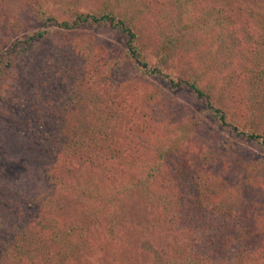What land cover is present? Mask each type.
<instances>
[{
	"label": "rangeland",
	"instance_id": "rangeland-1",
	"mask_svg": "<svg viewBox=\"0 0 264 264\" xmlns=\"http://www.w3.org/2000/svg\"><path fill=\"white\" fill-rule=\"evenodd\" d=\"M144 1L150 4L149 11L154 18L153 21L142 22L143 28H147L146 33L157 24L162 26L163 32L170 24L179 27L180 21L188 27L187 36L190 38L192 36L200 44V23L195 19H200V0L189 1L191 4L196 3L194 5L196 13L186 11L183 0L180 3L179 0ZM103 4L102 0H0V63L3 62L0 72V215L4 210L2 200L5 187H8L6 191L11 202L7 215L11 218L1 220L0 217V257L4 250L2 248L7 247L9 253L6 255H9L8 258H14L15 264L17 260V264H26L27 255L33 251H23L19 248L16 252L17 246L14 247V244L19 246L22 242L14 234L17 226L9 227V223L14 219L20 220L18 223L24 226L29 225L28 227L37 235L29 234L24 243L37 245L36 258L39 261L51 259L52 263L56 262L53 255L57 248H60L59 254L64 256L62 253L67 249L64 248L63 242L80 246V240L84 242L82 233L85 227L95 228V238L102 245L93 258L87 253L81 259L75 258L69 251L72 258L70 264H99L97 256L103 253L110 259L112 250H115L117 255L113 258L122 256L124 252L132 253L133 256L142 253V256L146 257L147 252L137 249L136 246L139 241L146 243L145 245L149 240L152 241L150 233H146L145 224L138 237L126 235L124 239L121 234L122 228H125V233H133L125 226L120 228L119 237L113 239L110 235L111 228L106 230L108 221H105L104 217L100 218L98 223L86 221L93 220L86 216L92 210L75 204L79 197L76 190L72 193L68 192L69 190H62L59 186L67 184L74 188L79 185L83 190H88L92 186L90 179L95 181L97 186L100 174L88 164L96 155L106 159L120 158L127 161V168L118 165L116 161H113L112 165L118 171H126L136 176L145 173L156 161H158L156 164H160L161 172L175 175L179 185L169 186L167 189L179 187L177 192L191 200L187 203L182 202L184 215L181 216V220H176L172 216L170 221L168 220L170 223L164 226H158L161 220H154L152 216L142 220L148 224V229L155 239L159 236L163 241L167 237L172 242L174 248L169 246L171 250L164 251L163 256L167 257L164 259H169L168 256L183 247L178 250V246H175L181 243V234L186 237L200 234L203 238L201 233L208 228V218L212 217L210 209L221 206L225 199L232 200L228 190L222 187L214 192L210 190L211 193H208L203 201H200L202 199L200 194L198 204L194 188L190 187L202 182L204 175L210 171L207 170L208 167L214 169V159L217 165L222 163L225 166L228 163L223 161L225 152L216 142L220 137L222 139L231 137L228 132L216 125L212 116H208L204 111L199 112L204 105L191 91L187 89L171 91L168 78L149 72H138V69L133 71L136 63L124 56L125 52L128 54L124 46L126 38L119 29L98 24L64 30L59 26H56V29L52 28L55 27L53 25L55 20L70 23L74 18L71 15L76 11L88 12L86 9L88 6L92 10L93 6L105 7ZM47 12L55 17L47 28L51 32L61 34L63 45L53 44L54 40L44 38L39 45L36 58L31 60L28 53L23 51L26 48L19 42L45 28L44 19ZM36 38L39 39L38 36ZM140 41L143 42L140 50L148 65L153 67L158 59L151 53L152 43L149 45L139 39ZM198 53L200 54V49ZM190 55L193 56L194 53ZM123 56L126 60L118 61V58ZM52 61L54 64L51 67L52 64L48 63ZM110 62L116 63L113 66L117 73L111 79L99 81L100 73H105L104 69ZM190 62L194 64L193 60ZM187 67L189 64L178 56L171 63L168 61L161 66L163 72L175 79L179 75L188 76L190 70L185 69ZM45 84L48 87L35 94V89L41 90ZM239 93H235L233 107L237 112L242 111L243 117L245 104L237 102L241 99ZM77 96L83 99V105L87 104L88 100L90 102L83 108L86 116L85 122L82 120L81 123L77 118V112L81 110L80 105L75 103ZM199 113L197 123L191 122L192 117ZM182 131H191L186 133V136L194 138V142L181 141L178 133ZM61 132L65 133L66 139L60 138ZM206 135L208 137L205 139ZM180 141L183 144L169 152L168 147ZM236 142L239 147L231 152V156L241 161L234 168L235 176L239 177L238 174L246 165L255 168L261 155L257 144L240 140ZM106 145L111 149H106ZM220 158L223 161L221 163L218 162ZM207 160L213 161L208 164ZM182 167L185 168L181 169ZM57 174L62 178L69 176V179L65 183ZM72 174L75 176L71 177ZM195 176L197 180L193 184ZM77 177L81 181H76ZM226 181L228 185L232 183L231 178ZM247 182L253 184L254 178L251 177ZM150 187L159 188L155 184ZM255 196L260 198L258 202L261 203L264 199V187H258ZM128 207H133V203L128 202ZM133 212L135 213V208ZM220 216L218 213L213 217L218 220ZM250 217L252 216L248 211L244 224L248 226L249 232L245 238L257 244L258 236L250 234L255 233L252 226L255 225L258 231L263 225L259 220H249ZM54 220L59 223L57 237L54 229L50 228ZM62 223L69 225H65L63 230ZM71 225L75 227V233L69 238L61 237L66 227ZM162 241V247L157 243L161 252L168 246ZM211 245L212 243L206 240L203 252L198 244L184 246L181 254L191 259L194 257L196 261L194 255L196 253L200 254V258L210 254L216 257L217 253L211 251ZM74 250L75 253L79 249L75 247ZM18 252L24 253L23 262L19 260ZM151 256L152 253H148L147 257ZM217 259L218 263L215 264H224L222 259ZM197 262L202 264V261ZM245 262L247 256L237 252L235 264Z\"/></svg>",
	"mask_w": 264,
	"mask_h": 264
},
{
	"label": "trees",
	"instance_id": "trees-1",
	"mask_svg": "<svg viewBox=\"0 0 264 264\" xmlns=\"http://www.w3.org/2000/svg\"><path fill=\"white\" fill-rule=\"evenodd\" d=\"M189 1L183 0L185 10L189 13H196L197 9L194 7L196 3L191 4ZM102 2L105 4V7L100 8L101 5L100 7L93 6L91 10V7L88 6L86 8L88 12L76 11L72 14L71 16L74 17L72 22L55 20V24H53L55 27L52 28L56 29V26H59L64 30L98 24L119 29V32L126 38L124 46L127 48L128 54L125 52L124 56L134 60L136 63L134 64L133 71L138 69V72L144 71L154 75L157 74L162 78H168L171 91L181 89L191 91L204 105L199 112L204 111L208 116H212L216 121V125L231 135V137L226 139L220 137V140L216 142L225 152L223 161L225 160L228 163L224 166L221 163L223 162L222 158L218 160L221 165H217L215 159L214 161L207 160L208 164L211 161L214 162V169L211 166L208 167L207 170L210 171L204 175L205 178L200 183L194 184L197 180V176H195L193 180L194 185L190 187L194 188L193 192L198 200V204L208 196V193H211L210 190L214 192L217 188L220 189L222 187L228 190V194L232 200L228 201L225 199L220 204L221 206L210 209V216L212 217L208 218V228L205 232L201 233L203 238L200 237V234L199 236H197L198 234H192L187 237L181 234L182 244L180 243L175 246H178L179 250L182 246L198 244L201 252H203L202 249L206 240L212 243L211 251L217 253L216 257L210 254L212 259H210V256H202L200 258V254H194L197 261H202V264L218 263L217 258L222 259V263L224 264H235L237 252L247 256L245 264H264V234L260 233L264 232V199L260 203V201L258 202L260 198L255 196L256 189L264 187V0H200V19L195 18L200 23V44L192 36L191 38L187 36L188 27L180 21L179 27H173L170 24L163 32L162 26L157 24L149 33H146L145 30L147 28H143L142 22L147 20L150 22L154 18L151 17V12L149 11L150 4H147L144 0H102ZM180 2L181 0L178 3ZM85 4L88 5V3ZM87 5H84V7ZM54 19L55 17L50 12H47V17L44 19L45 28L28 37V42L26 41L27 39L19 42V44H23L26 48L23 51L28 53L29 59L33 60L36 58L39 45L44 38L54 40L53 44L63 45L61 34L51 32L47 28L50 21ZM37 36L39 39L36 38ZM139 39L149 45L152 43L151 53L158 59L153 67H150L145 60L140 50V45L143 42H139ZM202 45L208 49L202 47ZM199 49L200 54L198 53ZM189 53H194V55L191 56ZM176 56L179 59H184L189 64V67L185 68L190 70L188 76L179 75L175 79L170 77L165 71L163 72L161 66L165 65L168 61L171 63ZM123 57L118 58V61L121 59L123 61L126 60ZM191 60L194 61V64H191ZM2 64L3 62L0 63V72L2 71ZM48 64H52V67L54 61ZM114 64L116 63H108L104 69V71L106 70L105 73H100L99 81L107 78L111 79L117 73L116 68L113 66ZM55 71H57V68H55ZM46 86L48 87L47 84L43 85L41 90L35 89V94L41 92ZM237 92H240L239 94L241 95V99L237 100V102L241 101L245 104L243 107L245 109L243 117V112H237L233 107L235 103L234 96ZM76 99L75 103L80 105L81 108L77 112V118L80 120L79 123H81L86 116L83 108L90 102L88 100L87 104L83 105L81 97L77 96ZM199 117L200 113L193 116L191 122L197 123ZM191 126L193 125H188V127ZM190 132H179V139L181 138V141L187 143H193L194 138L186 136V133ZM65 136L64 132L60 133L61 139H66ZM207 137L208 135L204 136L205 139ZM238 140L257 144L261 156L258 157L255 168L252 165H246L243 167L241 173L238 174L239 177H236L234 168L241 161L232 157L231 152L239 147V144L236 142ZM180 142L172 143V147H170L171 145L168 147L169 152L177 148L179 144H183ZM106 149L111 148L106 145ZM164 153L165 150L162 151V154ZM113 161H116L120 166H124L123 168H127L128 166V162L123 159H106L100 155H96L94 160L88 161L90 167L100 174L97 186L92 179H90L92 186L88 190H83L79 185L75 186V189L69 187L67 184L59 186L62 190H69L68 192L72 193L76 190L79 197L75 204H78V207L92 210L86 216L93 220L86 221L98 223L99 219L104 217L105 221H108L106 230L111 228L110 235L113 239L119 237L120 228L125 226L127 230L133 231V233H125V228H122L121 234L124 239L126 235H137L138 237L141 228L145 224L146 233H150L152 241L149 240L147 245L139 241L138 244L136 243V246L137 249L147 252V255L148 253H152V256L147 257L146 255L144 258L142 253H137V255L134 254L133 256L132 253L128 254L124 252L122 256L113 258L117 255L115 250H112L110 259L106 258L103 253H100L101 256H97V263L200 264L194 257L191 259L182 255L181 251L183 247L179 251L175 250L176 253L173 255H176L174 257L170 255L168 256L169 259H164L167 258L163 256L164 251H170L171 247L174 248L172 242L167 237L163 241L159 239V236L155 239L148 229V224L146 225V223L142 222V220H147L150 216L154 220H161L158 226L169 224L168 220L170 221L172 216L176 220H181V216L184 215L182 213L184 208L182 202L187 203L191 200H189V197H184V194L177 192L179 187L171 190L167 189L169 186L179 185L175 175L170 172H161L160 164H156L158 161L153 162L150 169L140 176L126 171H118L112 165ZM161 161L164 162L165 160ZM197 163H200V161H197ZM197 166L200 168L199 165ZM57 167L59 168L60 166ZM57 175L61 177L59 174ZM74 176L72 174L71 177ZM251 177L254 178L253 184L247 182ZM230 178L232 183L228 185L226 179L230 180ZM54 179H56L55 176ZM68 179L69 176L61 177V180L65 183ZM76 181L81 180L77 177ZM102 184L104 185L102 186ZM152 184H155L159 188H151L150 185ZM7 189L8 187L4 188L2 200L4 210L1 211V220H9L11 218L10 215L7 216L11 206ZM200 194L202 195V199L199 201ZM128 202L129 204L130 202L133 203V207H128ZM133 208H135V213L133 212ZM248 211L252 216L248 218L249 220H259L263 225V228L258 231H256L255 225L252 226V231H255V233L250 234L258 236L257 244L245 238L249 232L248 226L244 224ZM218 213L221 216L216 220L213 216ZM120 218H123V220H120ZM18 221L20 220L14 219L9 223V227L17 226L16 229H12L16 230L14 234L22 242L19 246L14 244V247L17 246L16 252L19 251V248H22L23 251H33V253L27 255L28 260L26 264H70L72 258H70L69 251L75 258L81 259L86 253L93 258L95 252H98V248L102 245L95 238V228L92 227L94 228L93 230L91 227H85L82 233L84 242L80 240V246H77L75 243L69 242L66 244V242H63L64 248L67 249L66 252L62 253L64 256L59 254L60 248H57L53 255L56 262L52 263L51 259H41L39 261L36 258L37 245L24 243L25 238L29 234L31 236L37 235L34 233V230L28 227L29 225L24 226L18 223ZM58 224L54 220L50 225V228L54 229L56 237L58 236ZM62 224L63 230L65 229V225H69L67 223ZM75 230V227H72V225L67 226L61 237L69 238L75 233ZM250 234L248 237H250ZM101 239L103 238L101 237ZM120 240L121 238H119ZM161 241L168 245L165 249L162 248V252L159 248V246L162 247ZM157 243H159V246ZM29 245L30 247H27ZM129 246L132 247L131 244ZM75 247L79 250L74 253ZM123 247L126 249L125 246ZM114 248L116 249V245ZM120 248L122 249V246ZM2 249L4 250L0 257V264H15L14 258H8L9 255H6V253H9L8 248L4 247ZM18 253L21 255H17L20 258L19 260L23 262L24 253ZM44 260L47 261L41 262ZM38 261L39 263H37ZM166 261L168 262L165 263ZM17 263L18 260L16 261Z\"/></svg>",
	"mask_w": 264,
	"mask_h": 264
}]
</instances>
